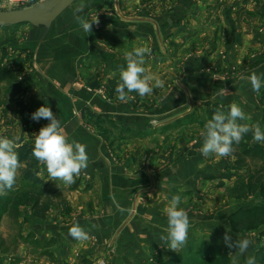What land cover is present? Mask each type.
<instances>
[{
  "label": "crops",
  "instance_id": "obj_1",
  "mask_svg": "<svg viewBox=\"0 0 264 264\" xmlns=\"http://www.w3.org/2000/svg\"><path fill=\"white\" fill-rule=\"evenodd\" d=\"M94 1L80 0L71 11L68 8L72 2L56 17L60 30L55 34H46L44 30L43 37L28 38L25 47L16 43L19 50L26 48L34 53L37 67L36 79L27 81L30 86L36 83L32 93L27 94L28 100L50 103L69 142L85 144L89 157L88 167L81 172L88 188L84 190L85 184L79 183V190L67 193L75 211L81 212L79 219L74 217L68 223L37 220L31 231L42 237L56 236L53 247L59 252L58 258L66 262L79 247L82 254L93 255L94 259L107 254L109 264H152L148 262L152 252L169 250L160 239L166 235L167 227L163 210L173 196H180L183 203L192 198L197 186L193 174H200L197 166L204 158L200 151H144L138 141H143L142 133L158 125L152 122L153 114L167 115L174 109L198 107L208 100L226 105L236 103L249 117L248 122L263 127L264 109L248 77L255 72L264 78V18L260 28L242 32L245 27H237L234 14L241 9L239 2L225 4L214 15L203 2L195 7L172 5L164 20L152 17L139 21L119 18L113 6L106 4L105 9L111 11L100 16L103 10H95L99 24L93 23L92 33L85 36L76 22L74 28L71 22L81 3L89 11L104 6L94 7ZM153 27L158 35L156 43L152 42ZM158 39L167 46L166 55H151L154 67L149 65L147 70L160 79L164 77L163 89L143 98L133 92L129 95L134 99L120 102L111 86H116L121 67H126L125 53L151 43L158 48ZM195 45L201 46L194 49L196 52L205 53L200 63V56L192 50ZM5 59L12 61L14 57ZM87 83L93 90H87ZM221 88L227 93L218 95ZM101 90L106 96L98 93ZM144 100L153 103V108H140L139 103ZM21 132L22 125L0 126V136L16 138V143ZM106 135L118 141L114 145L116 151H111ZM164 158L169 162L166 166ZM38 167L39 175L48 180L45 166L38 162ZM47 185L57 192L71 186L60 180H49ZM93 203L99 204L95 213L90 207ZM191 215L193 229L195 221ZM75 223L88 232V240L77 241L69 236L68 230ZM200 227L197 229L210 232L207 226Z\"/></svg>",
  "mask_w": 264,
  "mask_h": 264
},
{
  "label": "rangeland",
  "instance_id": "obj_2",
  "mask_svg": "<svg viewBox=\"0 0 264 264\" xmlns=\"http://www.w3.org/2000/svg\"><path fill=\"white\" fill-rule=\"evenodd\" d=\"M27 1L28 0H0V11L32 8L36 11L50 12L61 0H46L43 7H34V2L27 3ZM79 1L80 0H76L73 2L68 9L70 10L72 8L71 11H73L74 5L76 3L78 4ZM202 2L206 3V6L210 9L209 13L212 15H214V13L219 14L217 12L218 9L225 4L237 5L240 3L241 9L234 13L237 18V27L239 29L245 27L242 32L253 30L254 27H261V22L264 18V0H96L92 6L98 7L103 4L104 6L101 8L99 7V9L93 7L94 9L90 11L84 10L80 15H85L87 18L92 19L93 17H96L97 13L95 10H103L100 11V16L107 15V10L111 11V8L106 10L105 5L109 4V6H113L114 14L116 16L119 18L123 17V19L129 21L148 20L149 18L152 19V17H160L164 20L168 14L167 10L172 5L188 4L195 7ZM55 19L50 21L47 18H43L35 23L26 22L0 27V68H12L13 76L15 77L14 81H18L22 88L26 89L23 94L15 95L9 87L11 81L7 79L0 82V126L3 128H9L13 125H18L19 127L22 125V132L18 137L17 145L20 142L34 143L33 134L38 133L39 129L49 123V121L42 118L39 121H34L32 124H26L25 119L20 115L18 103L30 102L27 94L28 92L32 93V86H35L36 83H33V85L30 86L27 85V81L36 79L35 71L37 70V67L34 62V53H29V49L26 48L24 50H19V46L16 43L25 47V41H27L28 38L39 35L42 36L44 30L47 32L46 34H51L60 30V26ZM74 21L75 19L71 22L73 28ZM149 21L152 23V20ZM40 29L42 32H37ZM151 36H153L152 42L156 43V36L158 35L157 32L154 31V27L153 30H151ZM158 41V48L154 46L155 43H151L148 47L151 48V55L156 56L157 53L164 58L163 56L166 55L167 46L161 44L159 39ZM233 44L234 43H232L231 46H233ZM22 46L21 49L24 48ZM197 46L195 45L192 49L194 55L204 58L205 53L203 51L196 52L194 50L196 48L200 49L201 46ZM151 55H146L148 58L144 65L146 69L149 65L151 66V63L153 62ZM6 56H13L14 60H6ZM202 58L198 61L199 63L202 61ZM153 67L154 66H151L150 68ZM155 67H157V65ZM230 70L231 71L227 72H232V68ZM31 76H33V78H31ZM27 77H30V79ZM161 79L163 80L164 77ZM86 86L88 88L87 90H93L90 83H87ZM108 86H110V82H108ZM161 89L163 88L154 89L153 93L159 94ZM263 89L264 87L260 90L259 96ZM98 93L102 96H106V93L102 90ZM259 96V105L264 109V104L260 102ZM46 106L50 107L55 114V109L50 103L46 102ZM139 106L147 111L153 108V103L144 100L139 103ZM204 109L203 102V104L198 107L189 106L188 108L183 107L174 109L167 115L161 114L160 116L159 114H153L152 122L157 123L158 125H154V128L151 131L142 133L143 141H138L140 147L143 148L144 151H160L163 153H167L166 151H171L172 153H174V151L187 150L199 151L203 145V137L200 133L204 130L205 125L208 122V119L204 114ZM187 114H192L197 118L204 120L199 122L181 120L178 122L179 119ZM15 120H18L17 124H15ZM246 121L248 122V120ZM251 125L254 124L251 123ZM111 126L114 127L112 124ZM101 129H105V127H101ZM261 129L264 130V126L261 127ZM105 137L106 141L109 143L111 151H116L114 145L118 141L111 140L109 135H106ZM25 138L28 140H25ZM251 141H253V139ZM119 143L122 145L123 142ZM256 143L264 146V142ZM233 147L235 151L230 157H205L201 154V158H204V160L203 163H200L197 166V170L201 171L200 174H193L196 176L195 179L197 186L195 189L193 188L192 198L184 203L181 201L180 207L184 208L189 216L192 214V219L195 221L194 228L189 230L186 245L177 250V252L183 253L185 259H188L189 263H193L194 259H197V261L200 262L207 251H211L212 255H214L218 252L220 253L225 247H227L223 242V236L226 230L230 232L233 241L242 238H249L252 241L247 252L243 254L235 248L229 249L227 247L229 249L228 259L231 264H245L248 257H254L255 251L259 247L264 246V238L259 235L262 226L250 225L245 226L238 231H232L228 222L229 215L236 211L241 205L245 208L250 207L252 204L264 205V189L261 186L264 184V176L256 182L255 176L252 178V185L255 186L253 189L254 192L253 194L246 195L247 190H250L247 186V182H249V177L253 175V172L260 163L259 160L247 155L243 159L244 163L242 162L244 168H236L238 167L235 163L236 159L237 157L242 156L244 148L237 145ZM163 160V166H166L169 162H167L166 158ZM238 165H241V162ZM22 166L23 165L21 164L17 171L16 182L14 184L16 186L15 190H18L19 193L30 189V186L26 185L20 178V169ZM203 175L204 177H202ZM221 175H228V177L221 178ZM81 178L85 179L80 175L76 178L74 184H71L69 188L64 189L65 191L57 192L51 187L55 192L48 196L50 207L44 217H35L32 214L30 207L25 204L17 205L14 202L10 206L8 205L5 209L0 207V259H2L0 264H109L110 259L107 254L94 259L93 255L89 256L88 254H82L79 247L77 251L75 250V254L69 258V261L66 262L63 259L58 258L59 252L57 253L53 247L57 242L56 236H50L51 234H48V236L42 237V235H37L35 232L31 231V226H33L37 220H54V222L60 220L58 221L59 223H68L71 219H74V217L79 219L78 214L81 212L75 211L67 193L70 194V191L79 190V183L80 185L85 184L84 190L88 188V182L86 179L82 181ZM254 183L256 184L254 185ZM191 191L192 190L189 192ZM8 195L9 192L7 191V193L2 196ZM88 205L90 206V204ZM90 207L95 213L99 204L93 203ZM128 219L129 217H127L125 221ZM200 226H207V229L208 231L210 230V232L205 233V231L199 228L198 230L197 227ZM198 248H200L201 251H203L202 249H205V251L199 252ZM169 252H172V250L169 249L167 252H152L148 262L152 264H160V260L163 257H166Z\"/></svg>",
  "mask_w": 264,
  "mask_h": 264
},
{
  "label": "clouds",
  "instance_id": "obj_3",
  "mask_svg": "<svg viewBox=\"0 0 264 264\" xmlns=\"http://www.w3.org/2000/svg\"><path fill=\"white\" fill-rule=\"evenodd\" d=\"M46 0H34V7H43ZM84 4L81 3L75 9V22L78 30L90 35L93 23L99 24L98 17L89 20L84 12ZM151 55V48L148 46L136 47L132 51L125 53L126 67H121L119 80L115 86V93L120 102H127L134 97L130 93H137L141 98L151 95L154 89L162 88L164 81L157 76L150 74L145 65V56ZM252 90L259 93L264 87V78L253 72L248 77ZM227 91L224 88L218 89V95H224ZM34 121L46 119L49 121L42 126L38 133H34V146L32 156L45 166L48 180H60L65 185L76 182V178L81 175L82 170L88 167L89 157L87 146L80 142H69L60 121L56 118L50 107L41 106L30 117ZM249 117L240 106L232 103L227 112L217 109L212 118L206 123L204 130L200 133L203 137V145L199 149L205 156H215L217 158L230 157L235 149L234 144H239L246 134L252 133L254 142H264V130L257 123L249 125L239 123ZM16 138L9 139L0 136V196L10 191L15 182L17 171L20 168V160L17 151ZM181 197L176 195L171 197L168 205L164 208L167 218V227L164 229L166 235H161L160 239L167 244V248L177 252L185 246L191 222L188 212L180 207ZM92 227H96L93 225ZM68 234L77 241L89 239L88 232L78 223L73 224ZM224 244L229 248H235L241 254L247 252L252 241L249 238L236 239L233 241L228 230L223 236ZM231 253V252H230ZM245 264H256L255 257H248Z\"/></svg>",
  "mask_w": 264,
  "mask_h": 264
},
{
  "label": "trees",
  "instance_id": "obj_4",
  "mask_svg": "<svg viewBox=\"0 0 264 264\" xmlns=\"http://www.w3.org/2000/svg\"><path fill=\"white\" fill-rule=\"evenodd\" d=\"M34 2V0H28L27 3ZM9 80L10 89L13 91L15 95L23 94L26 89L22 88L21 84L18 81H14L15 77L13 76V69H4L0 68V82L4 80ZM112 80L110 81V84ZM115 87L111 86V91L114 90ZM259 100L262 104H264V89L260 93ZM46 100H32L30 102H19V112L20 115L25 119L26 124L34 123L32 120L31 114L35 112L39 107L46 105ZM230 105L220 104L212 101L204 102V114L206 115L208 121L212 118L213 113L220 109L222 111L227 112ZM181 120H186L189 122H199L204 119L197 118L192 114L184 115L178 122ZM239 123H247L251 126V123L245 121H238ZM32 137V136H30ZM252 140V133H248L245 135L243 140L239 144H234L239 147L244 148L243 154L241 157H237L236 159V168L243 169L242 162L245 156L250 155L252 158L259 160V164L253 175L249 177V182H247V186L250 190H247L246 195L253 194L254 187L253 179L254 176L257 180H260L264 176V146L260 145ZM34 143L32 142H20L15 149L18 153L20 165L23 166L20 169V178L21 180L28 186L30 189L24 192H18L16 186H13L8 196L0 197V207L5 209L7 206L12 203L25 204L28 205L32 211V214L35 217L41 218L44 217L45 213L49 210L50 203L48 200V196L53 194L55 191L48 187L47 182L39 175V167L38 161L32 156V149ZM241 162V165H238ZM228 177V175H221V178ZM243 181V180H242ZM241 181V182H242ZM256 183H254L255 185ZM243 185V184H241ZM264 189V184L261 185ZM228 222L230 224V228L232 231H238L245 226L250 225H260L262 226V230H260L259 235L264 238V205L261 204H252L250 207L245 208L241 205L236 211L231 213L228 217ZM198 248L199 252H204L205 249ZM198 253V252H197ZM229 249L225 247L220 253H216L212 255L211 251L205 252L202 260L200 262L197 259H194L193 263H189L188 259H185L182 252H169L166 257H163L160 260V264H231L228 259ZM209 255V256H208ZM256 264H264V246L259 247L254 254Z\"/></svg>",
  "mask_w": 264,
  "mask_h": 264
},
{
  "label": "water",
  "instance_id": "obj_5",
  "mask_svg": "<svg viewBox=\"0 0 264 264\" xmlns=\"http://www.w3.org/2000/svg\"><path fill=\"white\" fill-rule=\"evenodd\" d=\"M74 0H61L50 12L36 11L32 8L23 10L0 11V27L26 22H38L43 18L50 21L59 16Z\"/></svg>",
  "mask_w": 264,
  "mask_h": 264
}]
</instances>
